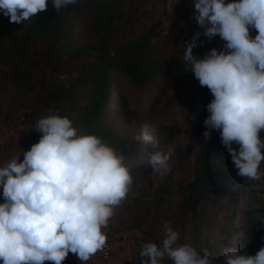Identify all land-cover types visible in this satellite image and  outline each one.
Masks as SVG:
<instances>
[{"label": "clouds", "instance_id": "clouds-1", "mask_svg": "<svg viewBox=\"0 0 264 264\" xmlns=\"http://www.w3.org/2000/svg\"><path fill=\"white\" fill-rule=\"evenodd\" d=\"M78 0H51L55 11ZM197 31L183 44L182 60L213 99L204 119L205 140L218 131L239 177L264 183V0H193ZM48 0H0L9 23L25 22L46 11ZM251 30L257 34L252 37ZM203 35L219 36L222 50L200 58L193 50ZM75 76V74H74ZM65 79V77H61ZM40 139L0 164V264H62L72 253L87 262L107 247L109 225L133 185L136 167L102 136L85 134L68 116L50 113L37 122ZM135 140L156 147L149 126ZM234 145L236 147H234ZM172 148L150 154L154 172L171 171ZM264 224V217L260 218ZM159 244L145 242L140 264H215L208 248L179 243V232L162 223ZM224 264H264V246L255 255L238 247L221 248Z\"/></svg>", "mask_w": 264, "mask_h": 264}, {"label": "rangeland", "instance_id": "rangeland-1", "mask_svg": "<svg viewBox=\"0 0 264 264\" xmlns=\"http://www.w3.org/2000/svg\"><path fill=\"white\" fill-rule=\"evenodd\" d=\"M122 10L126 16L116 23L118 29L108 39L107 49L138 39L144 54L173 56L183 62L184 42L190 41L197 31L203 32L192 19L193 0H124ZM24 27L23 22L9 23V18L0 12V40L7 39L5 33L22 36ZM99 34L88 16L74 18V46L94 42ZM250 34L255 37L257 31L251 30ZM197 43V48L210 51L212 48L222 50L224 41L219 36L208 40L201 35ZM7 44L8 41L0 43V161L20 153L22 161L23 151L30 149L33 138L39 134L36 125L41 117L58 109L61 116H68L79 128L77 109L86 85L78 83L75 93L68 99L54 98L51 94L55 83H66L85 73L94 58L72 59L60 53L52 56L47 53L49 46L45 40L34 47L35 54L23 62L11 54ZM17 62L20 67L29 69L31 86L26 91H22V83H19L24 74H14ZM190 99L191 94L178 92L169 74L142 87H135L124 75L113 76L109 106L100 123L110 127L131 148L127 157L136 166L131 170L133 185L127 199L116 209L109 225L108 237L116 242L112 257L116 253L124 254L117 264L137 263L145 242L159 244L164 221L178 230L181 244L190 243L195 247V241L203 235L201 246L211 249L215 264H224L222 247L239 248L246 223L245 210L252 189L256 192L254 185L260 184L256 182L251 188L236 174L238 169L230 154L218 143L205 140L203 127L195 116L203 109L207 111L213 99L210 90L205 88L197 93L192 111H189ZM144 124L149 126L156 147L135 140ZM169 147L172 148L171 171L166 175L154 172L148 165L150 154L157 150L167 151ZM205 156L215 160L213 174L207 183L209 200H201L196 208L198 214H193L182 206L186 195L183 188L193 179L197 165ZM162 185L170 190L160 198L157 189ZM199 215L205 219V224L196 229L193 220ZM231 220L233 227L229 224ZM165 264L172 262L165 259Z\"/></svg>", "mask_w": 264, "mask_h": 264}, {"label": "trees", "instance_id": "trees-1", "mask_svg": "<svg viewBox=\"0 0 264 264\" xmlns=\"http://www.w3.org/2000/svg\"><path fill=\"white\" fill-rule=\"evenodd\" d=\"M123 5L124 0H78L76 5L57 12L52 7L51 0H48L46 11L40 12L23 22L25 27L22 36H12L5 33L7 39L0 40V43L5 44L8 41L9 44L7 45L10 48L8 50L13 56L19 57V60L23 62L27 60V57L35 54L36 51H33L34 47L45 40L49 46L47 53H51L52 56L60 53L62 56L72 59L83 56L93 57L94 62L85 73L66 83H55L51 95L54 98L65 97L68 99L75 93L74 88H76L78 83L86 85L85 95L77 109L76 122L79 128L85 134L94 133L102 136L107 143L120 149L127 157L131 152V148L110 127L100 123L106 108L109 106L114 75H124L135 87H142L157 78L169 74L173 78L180 94H191L189 111H192L196 106L197 93L207 87H201L193 73L186 71L184 62L177 60L175 57L144 54L139 46L138 39L129 41L118 48L107 49L106 43L108 39L118 29L116 23L126 16L122 10ZM80 15L88 16L100 34L94 42L74 46L72 43L74 18ZM206 52L208 50L202 47L193 50L194 55L200 58H203ZM28 71L29 69L20 67L19 62L15 64L14 74L17 76L20 72L24 74L19 79V83H22V91H26L25 89L31 86V76ZM52 113L59 114V110L55 109ZM208 114L203 109L195 116L197 123L203 127V131H205L203 121ZM40 135L39 133L33 138L34 143L39 141ZM260 135L264 138V130H262ZM210 141L218 143L220 148L226 150L221 143L218 131L211 133ZM234 147L236 146L234 145ZM214 166L215 160L205 156L201 163L197 165L193 179L185 183L183 189L186 195L183 198L182 206L189 209L190 213L198 214L199 211L196 209L198 203L201 200H209L207 183L213 174ZM261 168L264 169V162H262ZM257 183L264 186V183ZM254 184H250V187L252 188ZM169 190L170 188L167 185L160 186L157 189L159 197L162 193ZM255 202L258 203V206L254 205ZM248 203L245 210L246 223L243 226L239 249L241 252L255 255L264 246V224L260 223V218L264 217V198L260 199L252 189V197H250ZM199 216L193 220L196 229L201 228L205 224V219H202L201 215ZM232 216L231 214L230 217ZM229 224L231 227L234 226L232 220ZM202 236L200 234V239L195 241L197 243L195 247L198 251L204 249L201 246ZM138 260L135 264H140V256Z\"/></svg>", "mask_w": 264, "mask_h": 264}, {"label": "built area", "instance_id": "built-area-1", "mask_svg": "<svg viewBox=\"0 0 264 264\" xmlns=\"http://www.w3.org/2000/svg\"><path fill=\"white\" fill-rule=\"evenodd\" d=\"M254 188L256 190V195L260 198H264V186L262 185H254ZM116 249V242L107 237V247L103 252H98L95 254L90 260L87 262V264H97L99 261H107L109 260ZM62 264H80L79 260H73V259H65V261L62 262Z\"/></svg>", "mask_w": 264, "mask_h": 264}, {"label": "crops", "instance_id": "crops-1", "mask_svg": "<svg viewBox=\"0 0 264 264\" xmlns=\"http://www.w3.org/2000/svg\"><path fill=\"white\" fill-rule=\"evenodd\" d=\"M227 2V0H226ZM11 159V158H10ZM9 160V159H7ZM7 160H3L0 161V164H2L3 162L7 161ZM3 197H2V188H0V203H3ZM124 256V254H115L114 257H112L110 260L108 261H99L97 264H117V262H119L121 260V258ZM66 259H73V260H78L76 258V256L72 253H69L68 257ZM44 264H53V262H49V261H45Z\"/></svg>", "mask_w": 264, "mask_h": 264}]
</instances>
